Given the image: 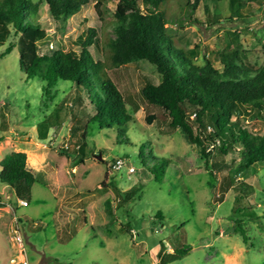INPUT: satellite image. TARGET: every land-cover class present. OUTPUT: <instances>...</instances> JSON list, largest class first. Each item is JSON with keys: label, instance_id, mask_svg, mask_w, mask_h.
Returning <instances> with one entry per match:
<instances>
[{"label": "rangeland", "instance_id": "1", "mask_svg": "<svg viewBox=\"0 0 264 264\" xmlns=\"http://www.w3.org/2000/svg\"><path fill=\"white\" fill-rule=\"evenodd\" d=\"M184 3L172 0L167 8L168 26L178 46H200L197 63L204 62L208 50L222 46L227 33H236L250 62L264 65V5L247 4L243 17L234 18L229 0L216 5L213 0H201L196 9ZM116 6V1L98 4L91 0L57 23L49 18L44 2L40 21L55 39L54 48L77 51L80 36L90 28L98 31L99 39L114 38ZM215 15L217 22L211 20ZM10 43L0 48V171L8 153L24 152L39 181L33 186L30 202L19 203L0 180V264H160V242L165 254H173L172 243L187 249L185 255L166 264H264L262 165L239 174L222 171V178H232L233 187L224 194H213L211 169L200 148L180 130L167 132L157 122L148 124L144 108L135 114V124L126 128L130 144L125 138L121 141L115 129L90 124L84 155H64L61 151L78 145L90 109L74 103L76 91L69 82H60L47 95L42 80L28 79L22 71L19 50L6 53ZM105 44L103 41L101 48ZM215 64L221 68L218 60ZM112 77L126 96L133 97L148 81H160L147 65L120 67ZM59 120L60 127L44 125ZM245 124L256 134L264 133L260 119L249 117ZM75 128L80 130L74 135ZM143 143L170 162L161 182L142 171L137 154ZM236 157L228 156L226 164H237ZM118 158H128L122 170L113 168ZM220 160L215 156L211 163ZM132 167L135 172L129 174ZM237 181L254 188L243 201L254 215L241 218L249 238L246 243L232 217ZM116 188L123 193L136 189V193L130 201L120 203ZM159 211L163 220L156 217Z\"/></svg>", "mask_w": 264, "mask_h": 264}, {"label": "trees", "instance_id": "2", "mask_svg": "<svg viewBox=\"0 0 264 264\" xmlns=\"http://www.w3.org/2000/svg\"><path fill=\"white\" fill-rule=\"evenodd\" d=\"M107 1L117 2L113 15L114 38L99 39L98 31L90 28L86 35L80 36L79 49L67 51L53 47L55 39L40 21L41 5L45 2L49 18L58 23L79 12L91 0L39 3L0 0V48L11 40L6 53L19 50L20 66L28 79L42 80L47 95L60 82H69L76 91L74 103L90 109L85 131L75 150L61 152L79 158L80 154L84 155L82 148L87 146L90 124L99 129H115L117 137L125 138L124 142L130 144L126 128L135 124V114L144 108L148 124L157 122L164 125L167 132L180 130L192 145L200 148L205 165L211 169L213 194H224L229 186L233 187L232 178H228L229 181L222 178V171L239 174L256 165L264 168V133L256 134L245 124L249 117L264 122V65L250 62L240 35L227 33L225 43L208 50L203 55L204 62L199 64L200 46L188 49L178 46L177 37L168 26L167 8L172 0H97V3ZM184 1L185 6L193 9L201 2ZM213 1L216 5L221 0ZM247 4L262 7L264 0H229L231 17L242 18ZM218 19L215 15L211 20L217 22ZM103 41L106 44L101 48ZM215 60L221 68L216 66ZM143 65L153 69L160 81H148L137 96H126L112 72L120 67L141 68ZM49 123L61 126L60 120L44 125ZM79 130L75 128L72 132L75 135ZM233 154L237 155L233 158L237 164H226V158ZM215 156L221 158L220 162L211 163ZM137 159L145 175L161 182L170 163L168 159L156 155L154 147L151 149L148 143L140 145ZM0 180L19 203L30 202L33 186L39 181L28 168L24 152H11L3 158ZM236 183L232 217L237 223L236 231L246 243L249 238L241 218L254 215L248 212L243 201L254 188L244 181ZM135 190L123 193L116 188L120 203L130 201ZM163 216L161 211L156 214L159 220H163ZM172 245L173 254H165V246L160 242V264L162 260V264H166L187 253L186 246Z\"/></svg>", "mask_w": 264, "mask_h": 264}, {"label": "built area", "instance_id": "3", "mask_svg": "<svg viewBox=\"0 0 264 264\" xmlns=\"http://www.w3.org/2000/svg\"><path fill=\"white\" fill-rule=\"evenodd\" d=\"M113 168L115 170H122L125 168V161L121 159H116ZM129 174H133L135 172V168H128ZM26 204V203H25Z\"/></svg>", "mask_w": 264, "mask_h": 264}, {"label": "water", "instance_id": "4", "mask_svg": "<svg viewBox=\"0 0 264 264\" xmlns=\"http://www.w3.org/2000/svg\"><path fill=\"white\" fill-rule=\"evenodd\" d=\"M231 231H233V229H231L230 231H228V232H231Z\"/></svg>", "mask_w": 264, "mask_h": 264}, {"label": "crops", "instance_id": "5", "mask_svg": "<svg viewBox=\"0 0 264 264\" xmlns=\"http://www.w3.org/2000/svg\"><path fill=\"white\" fill-rule=\"evenodd\" d=\"M28 164V163H27ZM28 168H29V166H28Z\"/></svg>", "mask_w": 264, "mask_h": 264}]
</instances>
